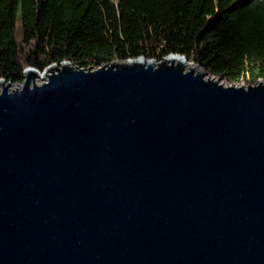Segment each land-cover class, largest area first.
I'll return each mask as SVG.
<instances>
[{"label": "water", "instance_id": "obj_1", "mask_svg": "<svg viewBox=\"0 0 264 264\" xmlns=\"http://www.w3.org/2000/svg\"><path fill=\"white\" fill-rule=\"evenodd\" d=\"M188 62L0 78V264H264V81Z\"/></svg>", "mask_w": 264, "mask_h": 264}, {"label": "trees", "instance_id": "obj_2", "mask_svg": "<svg viewBox=\"0 0 264 264\" xmlns=\"http://www.w3.org/2000/svg\"><path fill=\"white\" fill-rule=\"evenodd\" d=\"M170 53L229 84L264 81V0H0V78L11 83L28 66Z\"/></svg>", "mask_w": 264, "mask_h": 264}, {"label": "rangeland", "instance_id": "obj_3", "mask_svg": "<svg viewBox=\"0 0 264 264\" xmlns=\"http://www.w3.org/2000/svg\"><path fill=\"white\" fill-rule=\"evenodd\" d=\"M19 33H20V32H19V30H18V32H17V36L20 35ZM189 62H192V61H189ZM198 68H199V67H198ZM200 69H201V68H200ZM208 77L215 78V79L217 78V77L212 76V75H208ZM35 81H36L37 83H41V82L43 81V79L36 78ZM221 82L224 83V84H226V85L229 84V83H227V82H225V81H221ZM21 84H22V81H20V82H16V83H11L10 88L20 87ZM240 84L245 85V84H243V83H240ZM245 86H246V85H245ZM0 88H1V86H0Z\"/></svg>", "mask_w": 264, "mask_h": 264}, {"label": "bare ground", "instance_id": "obj_4", "mask_svg": "<svg viewBox=\"0 0 264 264\" xmlns=\"http://www.w3.org/2000/svg\"><path fill=\"white\" fill-rule=\"evenodd\" d=\"M188 63H191V62H188ZM186 68H189V64H186ZM37 78L43 79V76L38 75Z\"/></svg>", "mask_w": 264, "mask_h": 264}]
</instances>
